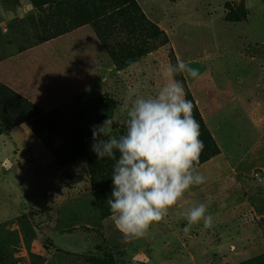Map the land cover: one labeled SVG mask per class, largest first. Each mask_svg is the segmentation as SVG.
I'll list each match as a JSON object with an SVG mask.
<instances>
[{"label": "rangeland", "instance_id": "obj_1", "mask_svg": "<svg viewBox=\"0 0 264 264\" xmlns=\"http://www.w3.org/2000/svg\"><path fill=\"white\" fill-rule=\"evenodd\" d=\"M83 26L100 48L89 104L32 103L3 122L2 264H264V0H0V62ZM173 58L199 69L182 75L219 154L164 219L126 237L107 204L113 170L102 182L100 164L89 166L92 126L112 117L122 134L127 93L155 95ZM199 203L213 224L185 233L181 213Z\"/></svg>", "mask_w": 264, "mask_h": 264}, {"label": "clouds", "instance_id": "obj_2", "mask_svg": "<svg viewBox=\"0 0 264 264\" xmlns=\"http://www.w3.org/2000/svg\"><path fill=\"white\" fill-rule=\"evenodd\" d=\"M183 73L197 78L199 69L178 59L166 68L167 82L155 95L128 92L121 108L126 118L122 134H113L112 117L92 126V151L100 160L115 161L107 204L116 228L126 237H143L191 186L206 180L194 167L205 145L193 102L186 99L183 82L175 78ZM181 215L187 221L185 233L201 221L205 228L213 224L206 203Z\"/></svg>", "mask_w": 264, "mask_h": 264}, {"label": "crops", "instance_id": "obj_3", "mask_svg": "<svg viewBox=\"0 0 264 264\" xmlns=\"http://www.w3.org/2000/svg\"><path fill=\"white\" fill-rule=\"evenodd\" d=\"M97 42L87 26L54 37L0 62V83L45 109L55 106L63 111L62 105L76 101L87 105L89 98L82 100L90 83L87 69L100 54Z\"/></svg>", "mask_w": 264, "mask_h": 264}, {"label": "trees", "instance_id": "obj_4", "mask_svg": "<svg viewBox=\"0 0 264 264\" xmlns=\"http://www.w3.org/2000/svg\"><path fill=\"white\" fill-rule=\"evenodd\" d=\"M177 62L176 58H173V65H175ZM177 80H180L183 82L184 85V89L186 92V98L188 100H191L193 102L194 108H193V114L195 116V119L199 122V126H200V132H201V136L200 139L204 142V149L200 155L199 161L198 163L195 164V169L200 167L201 165L209 162L211 159H213L215 156H217L219 154V147L217 146V144L215 143L213 136L211 135V133L209 132V130L207 129L201 114L197 108V105L195 103V100L193 98V95L191 94V91L189 90L187 84L185 83V79L183 77L182 74H179L176 76ZM23 107L24 109V113L25 114H33V112H36L35 110L37 109L32 103H30L28 100H26L25 98H23L22 96H20L19 94H17L16 92H14L13 90L9 89L8 87L4 86V85H0V120L2 122H0V136L4 135L7 130L8 127L5 126L3 124V122L10 120L12 112H17V110H20V108ZM40 116H43L42 114H34L32 116H26V117H22L21 120L17 121V124H23V123H32L35 120H37ZM16 124L11 125L12 127H14ZM107 157L104 159H98V157H96L95 159H93L90 163L89 166L91 168V170L94 168V166L96 165V163L99 165L100 164V168H102L101 170L104 171V174L101 175V180L102 182H104L105 180H107V178L110 176L107 171L109 170H113V165L114 163L111 162L110 160L107 161ZM106 164V165H105ZM96 187V185H95ZM96 189V188H95ZM103 190L107 189L106 188H101ZM101 195L103 194H99L97 197L100 198ZM1 256V254H0ZM3 263V259L0 258V264ZM96 263V262H94Z\"/></svg>", "mask_w": 264, "mask_h": 264}]
</instances>
